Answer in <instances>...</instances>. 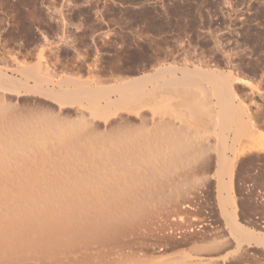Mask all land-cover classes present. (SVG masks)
Returning a JSON list of instances; mask_svg holds the SVG:
<instances>
[{
  "label": "bare ground",
  "instance_id": "bare-ground-1",
  "mask_svg": "<svg viewBox=\"0 0 264 264\" xmlns=\"http://www.w3.org/2000/svg\"><path fill=\"white\" fill-rule=\"evenodd\" d=\"M22 49L24 53L25 47ZM30 51L26 53L30 55ZM80 51L77 54H85V50ZM121 51L123 54V49ZM5 53L11 54L7 50ZM77 54L73 53V59ZM10 56L14 65L11 68L6 65L11 59L0 56V63H3L0 65V264H161L154 259L156 255H152L155 251L166 250L164 242L156 244L158 238L167 236L172 241L174 236L181 241L182 236L192 237L196 223L180 226H165L164 223L159 226L158 223L156 226L152 221L157 212L163 206L177 204L178 198L196 187L200 179L207 182L214 177L219 193L225 191L219 204L228 236L220 239L221 234L217 236L219 239H210L205 245L206 239L202 245L196 242L190 248L192 251L188 248L194 257L178 258L180 261L175 264H226L228 255L234 252L228 254L224 249L225 254L221 255L220 248L230 240L243 254L251 246L264 247V227L251 221L255 228L261 229L256 230L238 221V207L232 194L237 151L247 147L248 151L257 152L264 139V117L249 111L248 96L245 97V90L243 93L239 89L244 85L250 86L252 91L258 87L253 81L237 76L232 69L224 71L223 66L213 64L215 60L212 64L204 63L201 58L195 59V55L190 58L188 53L179 61L155 57L152 65L148 63L150 70L145 69L137 75L129 74H134L137 67L144 70L142 62L136 67L130 63L133 68L128 65L123 68L121 63L119 67L110 66L105 59L103 67L106 70L109 66L108 70L95 73L103 64L99 61V66L95 58L92 68L90 63V67H85L86 73L90 72L85 79L81 78L84 73L79 74L82 66L73 64L77 56L74 60L69 57V61L65 60L74 61H71L72 66L68 63L59 66L65 70L61 75L59 72L55 75L54 69L49 70L44 64L42 52L34 63L27 59L25 62L21 55L23 60L18 61L20 56H17V63H14L15 56ZM85 56L80 57L81 61ZM120 57L119 60L124 58ZM29 100H32L30 105ZM165 101L169 103V110ZM173 108L181 112L177 114L173 110L172 114L169 111ZM182 117H190V120ZM191 117L200 119L203 127L212 129L211 133L213 127L218 126L221 133L212 137L217 142L214 140L212 144L213 140L210 142L202 136V130L205 136L208 134L206 127L200 129V136L195 135L197 130H192L195 136L190 135L194 127ZM224 176L228 177L227 181ZM226 202L231 205L230 211L224 207ZM182 206L188 204L183 202ZM154 233L159 237H154L155 243L149 244L151 251L145 250L147 245L144 244L149 239L141 241L139 238L143 235L150 238ZM171 258L165 259L171 262L176 259L168 260Z\"/></svg>",
  "mask_w": 264,
  "mask_h": 264
},
{
  "label": "rangeland",
  "instance_id": "rangeland-1",
  "mask_svg": "<svg viewBox=\"0 0 264 264\" xmlns=\"http://www.w3.org/2000/svg\"><path fill=\"white\" fill-rule=\"evenodd\" d=\"M23 1L25 2V0H3V1L0 0V52H1L0 56L2 55V58L7 56V59L4 58L6 60L13 58L10 56L11 54L12 56H15L14 54H16V56L14 57L16 58V61H14V63L15 62L17 63L18 57L20 55L24 60L27 59L28 62L30 60L32 61L31 63H34L37 60L39 53L42 52L44 61L48 63L47 64L45 62L44 64L48 65L49 70L52 69L53 71L54 69L55 72L54 71L51 72L55 73V75H57L58 72H59L58 75H61L65 71L64 68H61L64 64L65 65L70 64L68 66H72L73 64H75V66L84 67V69L81 67V69L84 71L82 72L80 69L79 74L80 72H81L80 75H83L82 73H84L85 75L83 77L81 76V78L85 79V77L87 78L90 76L89 74L90 72L88 73L87 71L86 73V70L88 67L96 63L94 62L93 64H91L95 58L96 59L94 61H98L99 66H100V62L103 64L100 67L95 64V66L99 68L94 67L96 68V71L95 69L93 71H95V73L100 71L101 73L103 72L105 73V71H107L109 68V66H106L107 68L105 70V68L103 67L106 65L105 63L107 61H108V65L113 67H115V65H117L116 67H119L118 64L121 63L120 66L123 68L127 67V65L128 67L133 68V66L136 67L137 63L139 65V62L144 63L146 66L148 65V63L151 64V62L153 64L154 63L153 61H155L157 57L158 58L167 57L166 60L171 59V60L179 61L180 57L185 55V53L186 54L188 53L189 55H191L190 58L192 59L193 57L195 59L201 58L203 61H205L204 63H207L209 61L210 64H212L213 61L215 60L216 62H214L213 64L215 65L217 63L216 64L217 66L218 65L223 66V68H221V66L220 68L223 69L224 71L232 69L233 71H235V73L236 72L238 73L237 76L242 77L243 79L247 78L246 80L249 79V81L250 80L253 81L254 85L258 87L252 88V91L250 86L243 87L244 85H241L242 87L239 86V89L242 90L243 93L245 90L246 93L245 97L247 96L249 97L246 98L247 101L245 100L249 105L248 106L250 108L249 111L251 112L256 111L259 113L260 118L264 117V93L262 94L263 96H261L260 94L264 92V40H263L264 39V0H26L30 3L27 2L23 3ZM23 4H25V6ZM28 4L30 6H28ZM29 7L30 9L29 11H27L26 9H28ZM22 17H26L29 20ZM22 21L25 22L23 23ZM28 21L30 24H27ZM27 26H29L30 29ZM156 27H158L159 31L157 29H154ZM25 29H27L28 31ZM26 34H28V38ZM140 34L142 37L138 36ZM260 35L261 36L263 35L262 36L263 38H260L261 37ZM29 36H31L32 39ZM136 36L137 38H135ZM254 36L256 37L254 38ZM9 38H11L12 40ZM44 38H46V41ZM8 39L11 42L8 41ZM149 39H151L150 42ZM249 39L252 41H250ZM152 40L154 42H151ZM258 41L261 42V45H259ZM22 43H24L25 46ZM36 43H38L39 45L42 43L41 44L42 46L41 45L39 46ZM252 43L254 45L256 44L257 45L254 46ZM152 44L154 45V47ZM23 46L25 47L24 51L26 50L24 53L28 58H24L25 55L22 51L23 50L22 48H24ZM139 46L141 48H139ZM150 47L151 50H153L154 52L156 51L154 50V48L157 47L156 49H158L159 52L158 51L155 53H153V51L150 52L151 51L149 49ZM256 47H259L258 50L255 49ZM74 48L76 50L78 48V50L76 51ZM120 49L121 50L123 49L124 55L121 54L122 51ZM1 50H3L4 52ZM6 50L11 54L5 53ZM83 50H85L84 55L83 54L80 55L79 53L77 54V52L79 51L80 53H83ZM29 51H30V55L29 53H26ZM165 51H168L169 54L172 53L171 55L173 57L179 59L176 58L172 59L173 57L171 58V55L169 57V55H167L168 54L167 52H166L167 54H165ZM116 52H118L117 55L115 54ZM147 52L150 55L152 54L151 55L152 57H150V55L147 54ZM4 53L5 55L3 56ZM73 53L77 54L76 56L79 58V61L81 63L77 62L78 58L75 55H74V59L76 57L77 59L75 60L77 61H75L76 63L73 64L71 63V61L74 60L72 56ZM119 54L122 57L118 56ZM127 54L128 55L130 54L129 55L130 57L127 56ZM28 55L31 57L33 56V58L30 59ZM82 55L83 56L88 55V56H85L81 61V58L83 57ZM114 55L116 57V60L118 57H120L121 59L124 56V58L121 60H119L118 58L119 61L118 62L115 60ZM192 55L195 56L192 57ZM21 56L19 57L18 61H21L20 60L22 59ZM100 56L102 57V59L100 58ZM134 56L135 58L133 59L132 57ZM186 56L188 57V55ZM68 57L69 59L70 58L72 59L70 60V63L66 62L69 61ZM97 57H99V60ZM147 57L148 60L146 59ZM137 58L139 61L137 60ZM105 59H107L106 62H104ZM109 59L110 60L112 59V61H109ZM127 59L128 61L126 62ZM122 60H124L125 62H123ZM11 61L9 60V63L8 61L6 63V65L9 64L8 66L10 68L14 66L12 64L13 61L12 62ZM114 61L117 64H115ZM61 62L62 64H59ZM82 63H84L85 66ZM88 63H90L89 64L90 66L88 65ZM130 63L133 64V66ZM150 64L147 67L143 65L144 67H141V69L144 70H138L139 67H137L138 69L136 71L134 70V74L132 72L129 75L140 74L143 71H145V69L146 71L150 70L149 68ZM0 65H3V63H0ZM60 65L61 67H59ZM86 65H88V67ZM93 66H91V68ZM62 70L63 72H61ZM240 71H242V73ZM92 73L94 74V72H91V74ZM87 74L89 75L87 76ZM99 74L100 73H98V75ZM103 78H106V76L104 75ZM260 89L262 92L259 91ZM24 97H29V96H24ZM169 100L171 101L173 100V98H169ZM28 102H29L28 104L30 105L31 104L30 102H32V100H29ZM26 103L27 102H25V104ZM165 104H167L166 101L164 102V105ZM168 104L166 105V107L168 106ZM20 107H22L23 109L25 106L22 105ZM167 108L169 110V107ZM171 110L172 111L169 112H171L172 114H173V110L174 112H176L175 108ZM194 118L198 122L196 120H193V117H191L192 120L190 122L192 123L194 122L193 125L196 128L195 130L194 127L192 129L190 128L191 129L190 133H192V130L193 132L197 130L195 132L196 133L195 135L200 136L201 135L200 133H202V136L206 137L208 140L210 139L209 140L210 142L213 140L212 137H214L216 133H217L216 135H219L221 133L220 129L217 128L218 126L216 127L214 126L213 128L215 129H213V132L215 133L214 134L213 132L211 133L212 131L211 128H208L207 126L203 127L202 123L199 122L200 119L198 120V118L196 117ZM184 119L190 120V117L188 118L185 117ZM262 121H264V118ZM205 127H206V131L207 128L209 129L207 132L208 137L205 136V131L203 133L202 130V129L205 130ZM200 129L202 130V132L200 131ZM187 133H189V131ZM190 135L195 136L193 135V133ZM209 135H211V137ZM214 140L211 142L212 144L214 143ZM206 141H204V143ZM210 142L209 144H211ZM245 148L246 150L244 148L243 149L240 148V150L237 151L239 156L235 161V163L236 162L237 163L234 164L235 172L233 175L234 180L232 186V194L235 195V199L238 207L237 208L238 212L236 211L238 221H240L246 226L249 225V227H251L252 229L257 230L259 228H255L251 221L253 215L259 210V208L255 203L252 195L246 193L244 189V184L253 183L254 185L264 186V151H262L264 150V139L262 140L261 150L258 151L256 150L257 152L254 151L250 152L251 150L248 151L247 147ZM211 152L215 153L213 151ZM213 169L214 166L212 167V170ZM208 179L207 182L205 180L204 182L203 181L201 182L200 179L198 185L196 186L197 188L194 187L192 189H188L187 191L188 193L185 192L183 196H180L178 198V203L181 201L180 205L178 203H177L178 205L169 204L166 205L167 209L165 206L161 207L162 209L159 212H157L156 217H154L152 221L153 223L154 221L156 222L154 223V225L157 224L156 226H158V223L159 226H161L160 223L162 224L164 223L165 226L167 225L180 226L186 223L189 224L193 222V224L196 223L195 224L196 226L199 225L198 226L199 228L194 225V227L196 228V230H194L195 231L194 233L196 234L193 233L192 237L188 235V237L183 238L182 236L181 238H179L181 239V241L178 240V238L176 240L174 236L173 238L176 241L174 239H172L171 241L170 240L171 237H167V236L166 237L168 239L166 237L165 239L160 237L161 239L159 240L158 238L159 241L157 239L156 241L154 237L157 238L159 237V235L161 236V233L159 234V232L157 231L156 233L159 234L158 236L157 234L155 235L154 233L153 236L149 235L150 238H148V236L146 237V235H143L142 236L143 238L142 237L139 238L141 239V241L143 239L145 240L149 239L147 240L148 241L147 244H144L145 240L143 244L147 245L146 247H144V249L145 250L148 249L150 251H151L150 249L151 247H149L150 246L149 244H151L152 242L155 243L154 240L156 241V244H163L164 242L163 246L164 248L166 247L165 252L164 250H162L163 252L158 250V252L155 251L154 253H152L153 257L154 255H156L154 259L157 262L160 261L159 263L161 264L162 263L175 264L180 261L178 260V258L182 257L183 260L187 258L186 257L187 255L188 257L194 255V253L191 252L192 250L190 248H192V246H194L196 242L197 244L198 243L201 244L203 243L202 241H204L203 239H206L203 243L205 245L206 241L209 242L214 238L219 239V237H221V234L223 238L221 237L220 239H225L228 236L227 226L225 225V216L223 218V213H221L222 212L221 206L219 204L220 203L219 198L221 199L222 197H224L223 195L225 194V191L219 193L216 185L217 179L215 177ZM224 179L225 181H227L228 177L224 176ZM200 192L203 193V198H204L203 200L201 199L202 197L199 194ZM183 202L184 203L186 202L188 206L183 207L182 206ZM224 207L228 211L231 210V205L227 202L224 204ZM206 209L209 210V214L211 218V222L207 224L204 223ZM225 235L226 237H224ZM144 236L146 238H144ZM204 236H206L207 238ZM151 237L153 240L151 239ZM192 239L193 240L195 239L193 243H191L193 241ZM189 240L192 241L190 242ZM169 242L171 243L168 244ZM231 242L232 241L230 240L229 243H226L227 245L225 244L223 247L220 248L221 255L225 254V250H227L228 254L234 252L233 255L232 254L228 255L229 259L227 257L226 264H264V247L251 246L247 248V250L243 254L240 250L238 252L236 250L235 245H232L233 242L232 243ZM141 244L142 243H140V245ZM167 247H169L168 251H167ZM188 248L191 251H189ZM186 249L189 253L186 251ZM145 250H143V252H145ZM172 250L174 251L172 252ZM175 252H178V255ZM203 252L205 253L206 250L202 251V253ZM163 253L164 254L167 253V254L164 256ZM182 254L184 257L182 256ZM173 256L176 257L178 261L175 259L174 261L176 262H174ZM166 257L168 258L172 257L171 259L168 260H172L173 262L167 261V259H165Z\"/></svg>",
  "mask_w": 264,
  "mask_h": 264
},
{
  "label": "built area",
  "instance_id": "built-area-1",
  "mask_svg": "<svg viewBox=\"0 0 264 264\" xmlns=\"http://www.w3.org/2000/svg\"><path fill=\"white\" fill-rule=\"evenodd\" d=\"M244 189L246 193L252 195L255 203L257 204L259 210L253 215L252 221L259 227H264V186L254 185L253 183L244 184ZM203 200V193H199ZM205 221L204 223H210L211 218L209 214V210H205ZM177 235H179V231H177Z\"/></svg>",
  "mask_w": 264,
  "mask_h": 264
}]
</instances>
